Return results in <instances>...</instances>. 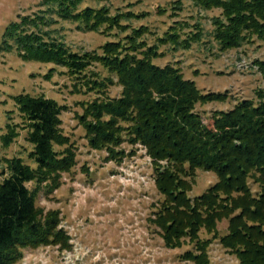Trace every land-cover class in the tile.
Instances as JSON below:
<instances>
[{"label": "trees", "instance_id": "obj_1", "mask_svg": "<svg viewBox=\"0 0 264 264\" xmlns=\"http://www.w3.org/2000/svg\"><path fill=\"white\" fill-rule=\"evenodd\" d=\"M84 2L39 0L35 10L4 26L0 52L15 51L23 60L49 63L44 78L55 71L66 73L74 91L100 93L80 101L77 117L87 143L105 149L111 159L125 154L124 141L144 147L162 195L148 220L166 248L189 241L179 257L189 264H209V245L218 238L235 255L236 264H264V83L255 88V97L213 109L206 123L196 104L224 101L227 91H202L177 63L154 61L165 54L162 44L185 49L203 39L200 10H219L209 16L212 27L206 33L220 51L264 40V0H191L195 13L173 19L160 33L147 23L133 24L149 10L116 6L112 11L111 2ZM183 9V0H171L155 11L178 17ZM61 20L111 37L97 48L73 49L62 26H56ZM147 33L154 34L152 40ZM96 63L108 73L91 68ZM254 63L264 77V60ZM113 82L120 92L109 96L106 89ZM11 97L21 119L13 120L9 109L0 140L8 146L19 135L18 127L25 128L30 161L0 155V264L16 263L26 248L72 247L61 227L60 210L44 211L35 203L40 189L57 188L62 173L76 164V145L61 126L67 105L44 93L21 91ZM197 169L213 171L216 180L191 196ZM249 180L257 184L256 190ZM222 218L227 219V230L219 234L217 222ZM201 229L209 235L201 236Z\"/></svg>", "mask_w": 264, "mask_h": 264}, {"label": "rangeland", "instance_id": "obj_2", "mask_svg": "<svg viewBox=\"0 0 264 264\" xmlns=\"http://www.w3.org/2000/svg\"><path fill=\"white\" fill-rule=\"evenodd\" d=\"M38 1L0 0V34L10 20L35 10ZM170 1L102 0L111 2L112 11L116 6L132 7L136 11L149 10L145 17L134 19L133 24L147 23L157 33L173 19L195 13L196 7L191 0H183L184 9L178 17L155 11L157 5H168ZM102 2L86 0L84 4L99 5ZM218 11L217 8L199 11L203 15L201 21L206 32L212 27L209 16ZM57 25L62 26L60 31L64 39L76 50L97 48L111 37L94 30H80L75 22L68 20H61ZM206 32L201 41L193 42L189 48L171 50L166 44L160 45L165 54L154 58V61L160 65L177 63L183 75L193 78L202 91H227L224 101L196 104L195 109L203 121L210 123L213 109L231 107L241 97H255L254 90L264 83V77L254 60H264V40L255 39L220 51L215 39ZM147 36L152 40L154 34L147 33ZM49 66V63L23 60L15 51L0 52V133L4 130L9 109L13 110V120L19 122L21 119L12 94L21 91L44 93L67 105L61 113V126L76 145V164L62 173L57 188L48 192L40 189L35 203L44 211L50 208L60 210L61 227L70 235L72 247L62 250L55 245L26 248L23 257L14 264H189L179 254L190 247V242L185 241L179 248H166L148 220L162 195L156 189L151 160L144 147L124 141L121 145L125 154L121 159L107 158L105 149L90 147L77 113L82 111L80 101L100 93L84 91L83 88L74 91L72 80L66 73L55 71L51 78H44L42 74ZM91 68L102 74L108 73L99 63L91 65ZM106 92L109 96L118 95L120 85L113 82ZM18 129L19 135L8 146L2 145L0 140V155H19L30 161V143L25 137V128ZM215 180L213 171L197 169L190 195L202 192ZM249 182L256 190L257 184ZM27 184L33 185L32 182ZM226 227V218L217 222L219 234L226 232ZM199 234L209 235L204 229ZM209 257V264H236L238 261L218 238L209 245Z\"/></svg>", "mask_w": 264, "mask_h": 264}]
</instances>
